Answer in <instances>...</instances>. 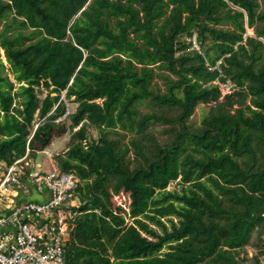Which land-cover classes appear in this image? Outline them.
Segmentation results:
<instances>
[{
    "label": "trees",
    "instance_id": "trees-1",
    "mask_svg": "<svg viewBox=\"0 0 264 264\" xmlns=\"http://www.w3.org/2000/svg\"><path fill=\"white\" fill-rule=\"evenodd\" d=\"M260 1L0 0V164L69 134L65 264H264Z\"/></svg>",
    "mask_w": 264,
    "mask_h": 264
},
{
    "label": "built area",
    "instance_id": "built-area-1",
    "mask_svg": "<svg viewBox=\"0 0 264 264\" xmlns=\"http://www.w3.org/2000/svg\"><path fill=\"white\" fill-rule=\"evenodd\" d=\"M191 42L198 49L196 36ZM29 155L27 143L22 158L0 168V264H65L78 180L55 163L51 169L33 166ZM30 194L43 201L27 200Z\"/></svg>",
    "mask_w": 264,
    "mask_h": 264
},
{
    "label": "rangeland",
    "instance_id": "rangeland-1",
    "mask_svg": "<svg viewBox=\"0 0 264 264\" xmlns=\"http://www.w3.org/2000/svg\"><path fill=\"white\" fill-rule=\"evenodd\" d=\"M258 2L261 5V1L258 0ZM262 7V5H261ZM246 36H252L253 35V30L249 29L246 27ZM1 54V58H2V62L4 64L5 60H4V56H3V52L0 51ZM9 78L11 79V76H9ZM158 84L161 85V82L158 81ZM220 88V93H221V98L220 101L223 100V97L225 95L230 94L231 92H233V90L230 89L229 86L226 85H218ZM75 106L72 104L68 105V110L70 112H72L74 110ZM209 109V105H200L194 112V114L192 115V117L190 118V121L196 125L199 124L200 119L202 117V114H204L205 112H207ZM163 127H160L158 130H162ZM155 135L158 137L159 140H163L165 137L160 133H158L157 131L155 132ZM54 140H52V143H50V145L45 148L43 151H38L36 153L35 158H30L31 163L33 164V166H38L40 169H51L52 165L54 164V159L53 156L56 155H61L65 152V150L67 149V144L69 141V134H62L59 137H54ZM36 147L39 148V145L36 144ZM52 156V157H51ZM51 157V158H50ZM3 165L0 164V168ZM43 197L44 196H36L34 194H30L28 195V197L26 198L27 200H31V201H39L42 202L43 201ZM103 203L110 208L113 212L115 211L116 208H119L122 212L126 213L128 211V206H129V199H128V195L126 192H120L118 195L116 196H112V198L106 199V198H102Z\"/></svg>",
    "mask_w": 264,
    "mask_h": 264
}]
</instances>
